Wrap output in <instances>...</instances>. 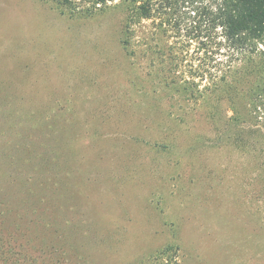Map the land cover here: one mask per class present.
I'll return each instance as SVG.
<instances>
[{"label": "rangeland", "instance_id": "obj_1", "mask_svg": "<svg viewBox=\"0 0 264 264\" xmlns=\"http://www.w3.org/2000/svg\"><path fill=\"white\" fill-rule=\"evenodd\" d=\"M59 10L0 0V236L67 264H264V124L178 82L149 21Z\"/></svg>", "mask_w": 264, "mask_h": 264}, {"label": "trees", "instance_id": "obj_2", "mask_svg": "<svg viewBox=\"0 0 264 264\" xmlns=\"http://www.w3.org/2000/svg\"><path fill=\"white\" fill-rule=\"evenodd\" d=\"M51 2L67 10L70 17L80 19L116 8L124 15L126 34L133 31V26L149 21L162 36L179 42V58L175 55L171 64L175 63V69H179L185 62L188 77H181L178 82L191 86L197 84L196 80L206 82L205 90L217 102L228 103L234 129L239 128L240 119L251 128H262L264 0ZM170 83L175 84L176 80L170 79ZM8 237L0 236V264H67V252L56 246L28 242L11 246Z\"/></svg>", "mask_w": 264, "mask_h": 264}]
</instances>
